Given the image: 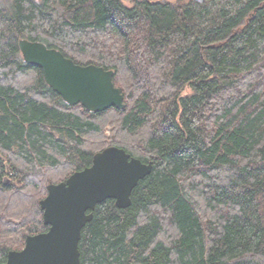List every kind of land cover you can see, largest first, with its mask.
I'll return each mask as SVG.
<instances>
[{
	"label": "trees",
	"instance_id": "obj_1",
	"mask_svg": "<svg viewBox=\"0 0 264 264\" xmlns=\"http://www.w3.org/2000/svg\"><path fill=\"white\" fill-rule=\"evenodd\" d=\"M128 1L0 0V264L108 147L153 168L95 207L80 264H264V0ZM20 40L113 71L125 108L66 104Z\"/></svg>",
	"mask_w": 264,
	"mask_h": 264
},
{
	"label": "water",
	"instance_id": "obj_2",
	"mask_svg": "<svg viewBox=\"0 0 264 264\" xmlns=\"http://www.w3.org/2000/svg\"><path fill=\"white\" fill-rule=\"evenodd\" d=\"M18 48L24 62L39 68L46 85L66 104L91 113L125 108L113 71L77 65L41 42L20 40ZM152 168V162L143 163L117 147L96 153L89 167L47 187L39 206L48 230L27 236L23 249L10 251L1 264H80L81 232L95 207L105 200H113L118 209L130 207L133 190Z\"/></svg>",
	"mask_w": 264,
	"mask_h": 264
},
{
	"label": "rangeland",
	"instance_id": "obj_3",
	"mask_svg": "<svg viewBox=\"0 0 264 264\" xmlns=\"http://www.w3.org/2000/svg\"><path fill=\"white\" fill-rule=\"evenodd\" d=\"M123 4H124L125 6H127V7H131V6H132L131 2L128 1V0H123ZM106 133H109V130H107Z\"/></svg>",
	"mask_w": 264,
	"mask_h": 264
},
{
	"label": "bare ground",
	"instance_id": "obj_4",
	"mask_svg": "<svg viewBox=\"0 0 264 264\" xmlns=\"http://www.w3.org/2000/svg\"><path fill=\"white\" fill-rule=\"evenodd\" d=\"M259 199V198H258ZM115 204V203H114Z\"/></svg>",
	"mask_w": 264,
	"mask_h": 264
}]
</instances>
